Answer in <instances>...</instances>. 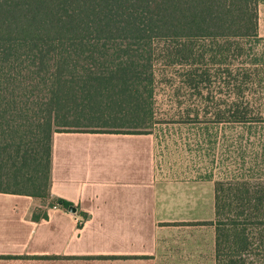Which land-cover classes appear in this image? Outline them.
<instances>
[{
    "label": "trees",
    "instance_id": "obj_1",
    "mask_svg": "<svg viewBox=\"0 0 264 264\" xmlns=\"http://www.w3.org/2000/svg\"><path fill=\"white\" fill-rule=\"evenodd\" d=\"M259 3L0 0V193L40 201L34 222L73 208L51 195L54 135L153 134L158 87L176 79V95L197 100L183 123L242 133L225 140L239 158L224 177L201 178L214 181V220L187 225L214 227L216 264H264V136L252 139L264 132Z\"/></svg>",
    "mask_w": 264,
    "mask_h": 264
},
{
    "label": "crops",
    "instance_id": "obj_2",
    "mask_svg": "<svg viewBox=\"0 0 264 264\" xmlns=\"http://www.w3.org/2000/svg\"><path fill=\"white\" fill-rule=\"evenodd\" d=\"M51 179L76 212L34 222L40 201L0 193V264H216L212 226L187 225L212 220L186 214L210 181L163 179L153 134L56 133Z\"/></svg>",
    "mask_w": 264,
    "mask_h": 264
},
{
    "label": "rangeland",
    "instance_id": "obj_3",
    "mask_svg": "<svg viewBox=\"0 0 264 264\" xmlns=\"http://www.w3.org/2000/svg\"><path fill=\"white\" fill-rule=\"evenodd\" d=\"M259 14V35L260 38H263L262 42H264V0H260ZM167 82L159 85L157 91V106L161 112L157 120L161 123H156L151 129L157 139V162L162 178L171 181L195 182H198V180H201V178L206 177L208 174L214 175L215 180L223 178L227 172L226 165L229 163L228 158L232 157L231 163H235V160L239 158L235 147L231 149L230 153H227L225 140H238L239 136L242 135L241 131L228 130L226 132L223 126H210L205 123H183L180 117L185 118L184 112L192 106L195 98H191L189 91L186 89L178 91L180 96L178 97L176 90H178L180 83L176 79L172 83ZM173 83L175 85H172ZM195 101L197 102V100ZM178 105H181L183 115L180 114ZM90 131L109 132V128L93 129ZM228 136L232 138L229 139ZM263 136L264 132L258 130L252 134V139L254 141L259 140ZM248 138L250 136L245 135L244 139ZM234 169L235 167L231 170ZM188 195L197 201L189 205L186 214L195 212L198 215L196 217H199L195 218L193 215L190 218L214 220V181L201 185L196 184L188 192ZM177 213V216L180 217L179 212ZM209 228L210 231L207 235L210 241H213L215 231L213 227Z\"/></svg>",
    "mask_w": 264,
    "mask_h": 264
},
{
    "label": "water",
    "instance_id": "obj_4",
    "mask_svg": "<svg viewBox=\"0 0 264 264\" xmlns=\"http://www.w3.org/2000/svg\"><path fill=\"white\" fill-rule=\"evenodd\" d=\"M70 212L75 213L76 212V209L75 208H70Z\"/></svg>",
    "mask_w": 264,
    "mask_h": 264
},
{
    "label": "built area",
    "instance_id": "obj_5",
    "mask_svg": "<svg viewBox=\"0 0 264 264\" xmlns=\"http://www.w3.org/2000/svg\"><path fill=\"white\" fill-rule=\"evenodd\" d=\"M55 208H57V207H55Z\"/></svg>",
    "mask_w": 264,
    "mask_h": 264
}]
</instances>
